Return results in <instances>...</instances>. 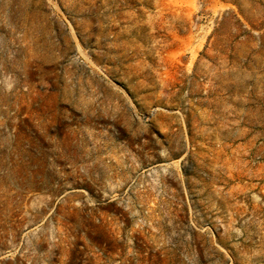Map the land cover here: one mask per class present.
Listing matches in <instances>:
<instances>
[{"label":"rangeland","instance_id":"374dc122","mask_svg":"<svg viewBox=\"0 0 264 264\" xmlns=\"http://www.w3.org/2000/svg\"><path fill=\"white\" fill-rule=\"evenodd\" d=\"M0 264H264V0H0Z\"/></svg>","mask_w":264,"mask_h":264}]
</instances>
